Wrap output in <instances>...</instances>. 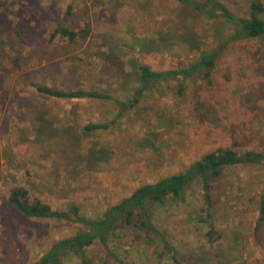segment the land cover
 Listing matches in <instances>:
<instances>
[{
    "label": "rangeland",
    "instance_id": "1",
    "mask_svg": "<svg viewBox=\"0 0 264 264\" xmlns=\"http://www.w3.org/2000/svg\"><path fill=\"white\" fill-rule=\"evenodd\" d=\"M219 1L239 17L248 16L252 2L264 4ZM59 24L88 26L90 37L52 39ZM214 26L173 0H0V264H37L53 244L80 231L73 223L25 217L9 202L14 186L57 210L75 203L96 219L140 186L183 172L219 148L264 154L260 39L227 46L211 85L194 77L179 96L172 83L169 95L156 90L122 118L113 102L48 99L30 84L97 90L130 103L133 64L186 67L217 47ZM94 124L110 127L86 135ZM212 187V229L199 180L184 202L152 207L156 233L120 229L109 246L89 245L87 264H264V163L229 166ZM63 264L84 263L69 254Z\"/></svg>",
    "mask_w": 264,
    "mask_h": 264
},
{
    "label": "trees",
    "instance_id": "2",
    "mask_svg": "<svg viewBox=\"0 0 264 264\" xmlns=\"http://www.w3.org/2000/svg\"><path fill=\"white\" fill-rule=\"evenodd\" d=\"M181 5L194 8L205 20L215 23L213 36L217 47L207 51L186 67L176 70L155 71L147 65L133 64L137 75L131 88L130 103L121 102L108 94L97 90L61 89L32 82L31 86L39 94L48 99L55 100H90L94 102H113L118 105L122 118L129 109L136 108L142 100L153 97L156 90L170 94L172 83H175L179 96L184 95L187 83L194 77H199L201 83L212 84V75L217 66V59L221 57L225 48L239 41H264V4L260 1L252 2L246 17H239L219 0H173ZM73 15V7L67 9L66 20ZM52 39L59 36L69 42L85 41L90 37V27L75 30L64 24L56 25ZM163 84L167 90H161ZM41 117V116H40ZM39 118L43 123L44 119ZM110 124H94L84 128L86 135L91 132L107 130ZM43 126L37 128L38 133ZM40 132V133H41ZM40 135V134H39ZM264 154L258 151L240 152L234 149L219 148L205 154L199 161L191 164L187 169L178 174L164 177L156 183H147L136 190L121 202L106 209L96 219H90L81 213L75 203H69L67 210L54 209L49 203L38 198H33L28 188L14 186L11 188L9 202L29 219L55 220L69 222L80 227V231L73 237L53 244L52 249L37 264H63L64 258L69 254H77L84 264L88 263L87 248L96 242L109 246L111 240L120 229L143 230L157 232L152 225V207L166 206L172 202H184L187 191L197 181H202V194L207 203L205 222L212 229L211 213L214 206L212 202V182L218 179L225 168L236 165L262 164ZM260 214L264 217V189L261 192ZM164 248L170 246L163 240ZM172 251V249H171ZM174 252V251H172ZM177 260V255L172 254ZM36 264V263H35ZM126 264V263H122Z\"/></svg>",
    "mask_w": 264,
    "mask_h": 264
}]
</instances>
